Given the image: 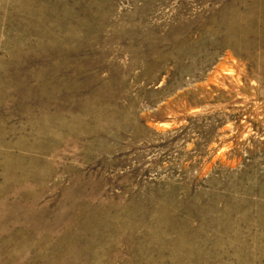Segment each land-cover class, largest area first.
Wrapping results in <instances>:
<instances>
[{
    "label": "rangeland",
    "instance_id": "rangeland-1",
    "mask_svg": "<svg viewBox=\"0 0 264 264\" xmlns=\"http://www.w3.org/2000/svg\"><path fill=\"white\" fill-rule=\"evenodd\" d=\"M0 264H264V0H0Z\"/></svg>",
    "mask_w": 264,
    "mask_h": 264
}]
</instances>
